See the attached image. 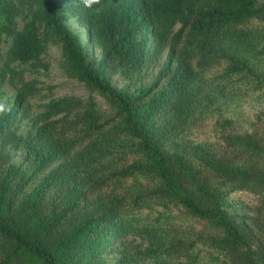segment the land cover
Listing matches in <instances>:
<instances>
[{
	"label": "trees",
	"instance_id": "16d2710c",
	"mask_svg": "<svg viewBox=\"0 0 264 264\" xmlns=\"http://www.w3.org/2000/svg\"><path fill=\"white\" fill-rule=\"evenodd\" d=\"M18 4L7 59L45 70L58 44L87 94L24 82L13 107L26 134L12 110L0 115V264H264V110L236 122L264 92V0ZM208 124L212 139L191 137ZM236 191L256 202L238 208Z\"/></svg>",
	"mask_w": 264,
	"mask_h": 264
},
{
	"label": "rangeland",
	"instance_id": "374dc122",
	"mask_svg": "<svg viewBox=\"0 0 264 264\" xmlns=\"http://www.w3.org/2000/svg\"><path fill=\"white\" fill-rule=\"evenodd\" d=\"M19 0H0V104L6 106L16 114L12 123L13 129L20 135H25L29 128L28 118L19 116V106L13 107L14 97L17 87L24 82H31L38 87L54 85L56 93L54 95L80 94L86 95L87 91L82 84H79L66 77L60 67V47L58 44L48 45L46 51L41 55L47 64L45 70L41 67L32 68L28 64L9 61L7 59V48L10 44L14 31L20 27L26 9L18 4ZM23 7V6H22ZM65 26L78 37L88 62L98 61L101 57L97 47L91 44L86 36L84 28L77 23L74 15L66 13L64 19ZM9 70H12L11 74ZM111 83L120 87L122 80L118 75L110 76ZM31 114L39 110L38 101L31 100ZM264 110V92L255 91L250 93L241 102L240 113H237V124L247 125L248 120H252L254 115ZM3 113H0V115ZM233 115V114H232ZM204 131L195 130L191 137L194 140L212 139L209 124ZM23 152L21 150L10 149V162L18 164L22 161ZM230 199L238 208L246 210V207L254 204L256 198L247 192L236 191L230 194Z\"/></svg>",
	"mask_w": 264,
	"mask_h": 264
},
{
	"label": "clouds",
	"instance_id": "9594fccd",
	"mask_svg": "<svg viewBox=\"0 0 264 264\" xmlns=\"http://www.w3.org/2000/svg\"><path fill=\"white\" fill-rule=\"evenodd\" d=\"M80 3L85 9H100L103 6V0H80ZM10 111L5 105L0 104V113H6Z\"/></svg>",
	"mask_w": 264,
	"mask_h": 264
}]
</instances>
